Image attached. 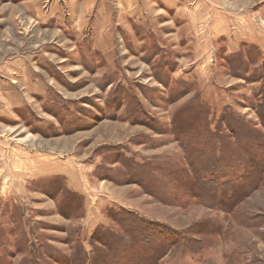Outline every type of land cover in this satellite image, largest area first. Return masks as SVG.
Listing matches in <instances>:
<instances>
[{
  "label": "rangeland",
  "instance_id": "obj_1",
  "mask_svg": "<svg viewBox=\"0 0 264 264\" xmlns=\"http://www.w3.org/2000/svg\"><path fill=\"white\" fill-rule=\"evenodd\" d=\"M263 121L264 0H0V264L141 244L123 212L183 235L159 264H264V178L190 173L231 186Z\"/></svg>",
  "mask_w": 264,
  "mask_h": 264
},
{
  "label": "trees",
  "instance_id": "obj_2",
  "mask_svg": "<svg viewBox=\"0 0 264 264\" xmlns=\"http://www.w3.org/2000/svg\"><path fill=\"white\" fill-rule=\"evenodd\" d=\"M242 131L243 130L241 129L240 132ZM255 132L256 134H253V136H251V138L249 139L248 137L247 139H244L242 136H239L237 139H235L237 145L239 144V147L235 148H248L249 145L256 142H259L260 149L262 147L263 148L256 152L254 158L249 161H244L243 158H238L235 156V158H237L239 162L244 164V167L246 169L245 171H243V173L235 174L236 179L235 182L231 184V186L227 185V187L223 185L224 188H222V190H218L216 188H213V186H209V184H215V186H217V182H219V179L215 178L216 173L214 171L205 173V175H201L202 173L200 172L204 169V167H195V171L190 172L198 178L197 181L199 182V189L201 191L205 190V188L207 187H212L204 194H207L206 197L208 198L212 197L214 200H217V204H221L222 206H234L235 204L241 202L244 198H246L249 193H251L261 184L264 178V133L259 131ZM208 136L217 138L216 141L219 142V137H217L218 135L214 134L212 131H209ZM211 140L215 142L214 138L210 139L209 141L211 142ZM222 140L223 139H221V141ZM214 148V153L216 154V146ZM196 151H200L199 148H197ZM234 152L231 153V156L235 155ZM226 157V154L222 155L220 158V162L226 160ZM217 204L215 205L217 206ZM120 220H118V222H130L134 226H132L133 228L127 226L126 229L123 230V232H125L127 235L131 234V242L135 241L137 243H142L139 245H133V243H130L129 245H125V248L123 250L119 251V241H124V237L122 235L119 236V241H117L116 239L114 240V242L116 241L115 245L114 243H111V241L109 240L110 237H108L107 234L101 235L97 240L101 245L93 248L92 252L96 255L95 260L94 257H89L93 261L92 264H101L102 262L105 263V261L107 260V254L115 253L117 251L119 252L116 255L118 261L115 264H159L160 260L174 246L185 241V238L183 237V235H181L180 232L163 226L162 224L157 222H148L143 218L134 216L129 212H123ZM85 257H87L86 253ZM122 261H126V263ZM62 262H68V264H70L69 260L66 259H63ZM75 262L77 261L75 260ZM71 264L74 263L71 262Z\"/></svg>",
  "mask_w": 264,
  "mask_h": 264
}]
</instances>
